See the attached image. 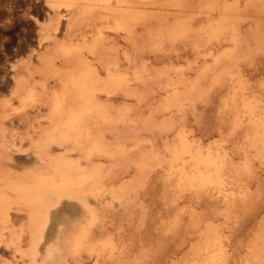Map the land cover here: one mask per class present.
<instances>
[{
  "label": "rangeland",
  "instance_id": "rangeland-1",
  "mask_svg": "<svg viewBox=\"0 0 264 264\" xmlns=\"http://www.w3.org/2000/svg\"><path fill=\"white\" fill-rule=\"evenodd\" d=\"M131 1L137 11L120 27L118 13L74 0L57 10V32L48 26L39 43L38 29L54 12L43 0H0V190L9 197L12 229L0 222L2 238L12 243L0 241V264H203L215 240L225 264H264L261 131L243 104L257 106L255 119L264 115V2L239 0L228 12L235 44L229 29L217 40L201 27L233 0ZM48 55L60 74L88 70L103 79L110 67L129 79L109 94L96 92L108 120L88 117L86 129L101 134L109 153L88 157L73 141L51 142L47 151L34 147L51 127V95L61 90L59 75L40 64ZM30 64L37 71L28 75ZM182 133L192 152L200 147L222 160L225 188L180 180V172L198 171L188 153V161L170 163ZM47 154L80 168L98 165L100 190L85 192V204L48 193L38 231L31 204L7 184L49 172ZM83 229L88 238L76 251L73 237Z\"/></svg>",
  "mask_w": 264,
  "mask_h": 264
},
{
  "label": "bare ground",
  "instance_id": "bare-ground-1",
  "mask_svg": "<svg viewBox=\"0 0 264 264\" xmlns=\"http://www.w3.org/2000/svg\"><path fill=\"white\" fill-rule=\"evenodd\" d=\"M43 1L45 5H47L49 10L54 13L52 15V18L49 24L48 23L44 24L42 22V25H40L38 29L39 43L42 39L41 32L43 30H47L48 26L53 28L52 31L54 32V34L57 32L58 25L61 19L60 14H57V10L60 9L62 6L70 7L71 5H74V4L76 5L74 0H70L69 2H65V0H43ZM82 1L84 5L101 4L102 8L109 10L110 12H113V13H118L121 21L117 19V22H118L117 24L120 27L123 26L122 21L126 20V17L131 16L137 11V7L131 0H82ZM50 4L53 6L50 7L49 6ZM233 7H234L233 2L227 3L223 7L224 12H225L224 14H222L219 18H216L215 20H211L209 23H206L205 25L201 26L203 27L202 31L206 33V36L208 37V39L211 38V39L218 40L221 37V35L224 34V31L229 29V32H230L229 39L232 40V42H234L235 44L237 43V34H236L237 26L234 22L230 21L231 18L228 15V12L231 11ZM207 9H209V11H212L214 7L213 5H208ZM5 14L7 15L6 12ZM208 16L214 17L213 13L211 12L209 13ZM33 20L35 24H38V20L36 17L33 16ZM193 20H195L196 22L200 24L202 22V18H192V21ZM7 21H8V18H7ZM199 27L200 26H198V28ZM178 36L180 37V35ZM89 49H92V48L89 47ZM223 51L225 55L230 56L232 54L231 49H226ZM210 53H212V51ZM52 62L53 61H52L51 55H48V56H45V58L42 60V63L40 62V64L45 68L46 67L51 68ZM33 64H30L25 69V73H28V75L37 71L36 68L33 66ZM51 70L54 73L59 75L61 90L53 91L51 95V98H50L51 127L48 129H45L41 133L40 139L33 142L34 147L41 150V149L46 148L47 146L49 147V144H51V142L53 143L56 142L57 144L60 145L61 142L63 144V142L65 141H73L72 143L74 144L75 147H78V148L83 147L86 150L88 157H90L94 153H106V154L109 153L108 146L103 142L102 138L100 137L101 134L100 136H92L91 134H89L90 132H88L91 130L90 127H89L90 130L86 129L88 128V125H89L87 124L88 117L93 116L94 113H97L99 116H101V120H108L109 116L105 112V110H103V107L100 105L96 97V92H105L106 94H109L113 88H120L123 86H127L128 85L127 81H129V79L126 77V75H122L119 72L113 71L112 68L110 67L106 68V76L103 79H98V78L96 79L92 77L91 72L88 70L78 75L66 74V73L60 74L58 73V71L55 72L52 68ZM134 78H137V75H135ZM243 104H244V108L248 112V115L251 116L252 123L254 124L255 128L261 131V147H262L261 153L264 157V115H262V117L260 118L255 119L254 113L256 111L257 106L251 101H245ZM183 133L182 135H180L181 133L179 134L180 135L179 137L181 138V143L179 144H181V146L180 148L178 146L179 149H175L177 148L175 147L174 150L172 151V156L170 155L171 156L170 163L172 166L177 167V161L179 159L184 161L185 159L183 155H186L188 153L189 159L191 161L192 160L194 161V164L196 165L195 167H197L198 171L196 175L194 173H193L194 175L191 174L192 176L185 174L184 172H180L182 173L181 175L179 173L180 180H187L191 185H193L194 182L196 181L198 182V185L201 187H204L209 184V185H219V187L221 185L220 188H225L223 182H221L223 180H221L220 178L221 176L219 174L220 172L219 168H221L220 166H222L221 165L222 160L221 162L219 161L220 162L219 163L218 159L220 160V158H218L215 155L210 154L207 151H206L207 153L205 152V154H202V152L199 149L200 147L197 148L196 151L194 148L193 149L194 152H192L190 150V148L192 147L191 141H189L185 136H183L184 135ZM70 138L72 140H70ZM20 142L22 141L20 140ZM12 146L16 147L20 151V148L17 145L13 144ZM22 150L25 152V149H22ZM44 150L47 151V149H44ZM63 152L64 151H62V153ZM60 153L61 152H59L57 155H59ZM37 154L39 155L40 153L37 152ZM51 156H52L51 154L50 155L47 154V159H48L47 164L49 165V168H50L49 172L43 173V174H35L31 178V180L26 181V182L10 181L7 184V186L10 189L14 190L17 193L22 194L23 199H25L29 204H31L30 210L28 212H29L30 219L32 220V222L35 225L36 224L38 225L37 228H35L38 231H41L42 227L44 226L45 216L43 215V211L45 210V213H46L48 207H47V204L44 203L42 200H43V197L47 195L48 193L55 195L56 200H61L62 197H69V198L80 199L83 202L82 204H85L86 199L84 201V199H82L81 197L85 192L97 193L100 190L98 183L100 182L101 178L99 176V166L98 165L92 166L91 169L89 168L85 169V168H80V166H78L77 163H74L75 160L73 162H70V160L64 161L66 159L64 158L63 154L62 156L64 160L57 159L58 157L61 158V155L57 157L54 156L56 158H53V156L52 157ZM186 161H188V159H186L185 162ZM224 161H227V160H224ZM223 163L226 164V162H223ZM173 168H174V171H176L175 167ZM224 192L226 195H229L227 190H225ZM232 194L233 192L230 191L229 196L232 197ZM8 203H9L8 195L3 193L2 190H0V222H2L5 225V227H7L11 231L12 230L11 229V219H9V204ZM51 204L54 205L53 202ZM86 206L90 207L89 203L88 205L86 204ZM93 211L91 212L90 215H92V213H95ZM92 219L94 220L95 217ZM87 233H89L88 229H83L82 231L80 230V232L73 237V246L75 250L78 249L82 245L83 241L88 235ZM216 238L219 239V236H217ZM0 241H4L6 244H12L11 237L8 240H5L2 238L1 234H0ZM210 245H212L211 253L209 254V256H207V259L204 261L203 264H213V262L218 257L224 256L223 253L225 250L223 251L224 247H223V244L221 245V242H218L215 240Z\"/></svg>",
  "mask_w": 264,
  "mask_h": 264
},
{
  "label": "snow or ice",
  "instance_id": "snow-or-ice-1",
  "mask_svg": "<svg viewBox=\"0 0 264 264\" xmlns=\"http://www.w3.org/2000/svg\"><path fill=\"white\" fill-rule=\"evenodd\" d=\"M262 2H264V0H262ZM50 7H52L53 5H49ZM233 6L236 8H239V0H233ZM262 87H264V83H262ZM262 233H264V227H262ZM27 264V262H26ZM213 264H225V261L223 260L222 257H218Z\"/></svg>",
  "mask_w": 264,
  "mask_h": 264
}]
</instances>
